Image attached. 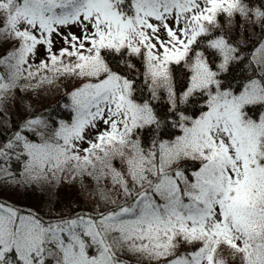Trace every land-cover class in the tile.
<instances>
[{"label":"snow or ice","instance_id":"1","mask_svg":"<svg viewBox=\"0 0 264 264\" xmlns=\"http://www.w3.org/2000/svg\"><path fill=\"white\" fill-rule=\"evenodd\" d=\"M57 81L67 114L32 110ZM77 180L68 211L2 198ZM225 249L264 264V0H0V264Z\"/></svg>","mask_w":264,"mask_h":264},{"label":"rangeland","instance_id":"2","mask_svg":"<svg viewBox=\"0 0 264 264\" xmlns=\"http://www.w3.org/2000/svg\"><path fill=\"white\" fill-rule=\"evenodd\" d=\"M59 47V45H57ZM75 82L68 83L67 81H57L56 83L52 84L51 86L47 87L46 91L42 92L40 98H36L35 94H32V110L36 112H41L46 109L50 104V102L59 100L65 93L72 90V87ZM13 116H15V110L9 109ZM64 187V186H63ZM63 187L60 186V190L58 189H49L47 187H39L36 188L42 193L40 200H29L24 199V194L18 193L17 190L15 191H4L2 198L6 201H10L16 205L32 208L35 210H42L47 211L48 207H50V203L55 199V197L61 193ZM70 186V193L67 195V208L70 210L71 208L75 207V203L72 200L74 198L75 190ZM78 188V187H77ZM79 190V188H78ZM81 200H83V194L80 193ZM75 201V199H74ZM223 255L228 258L229 254L227 249L224 250Z\"/></svg>","mask_w":264,"mask_h":264},{"label":"trees","instance_id":"3","mask_svg":"<svg viewBox=\"0 0 264 264\" xmlns=\"http://www.w3.org/2000/svg\"><path fill=\"white\" fill-rule=\"evenodd\" d=\"M65 97H66V93L61 98H59V100H55V101L50 102V104H48L49 106L46 109H53L54 108L57 114L66 115L67 113L65 112V110L62 107L63 103L66 102ZM57 102L60 103V107H56ZM46 109H44V110H46ZM85 183H89V181L87 179H85ZM61 187H63L61 193L55 197V199L52 201V203H50V205L52 206V205L58 204V207L56 209L57 211H61V210L68 211V209H66L67 204L69 202V201L67 202V195H69V193H70V186L67 184H62ZM77 187L79 188V180H77L76 184L72 187L75 190L74 198H72V200H71L73 202H75L74 199L75 200H77V199L81 200L80 191L78 190ZM59 190H60V188H59ZM17 191L20 194H22V193L24 194V199L40 200V198L42 196V193L36 188V186L30 187L27 189L20 188V189H17ZM227 259L229 261V264H238V261H233L230 256Z\"/></svg>","mask_w":264,"mask_h":264}]
</instances>
